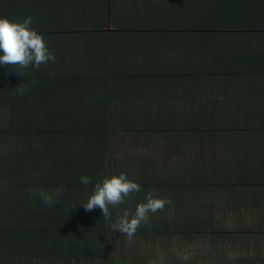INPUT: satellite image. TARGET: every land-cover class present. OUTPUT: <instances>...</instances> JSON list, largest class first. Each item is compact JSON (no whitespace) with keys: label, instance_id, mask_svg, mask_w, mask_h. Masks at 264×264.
<instances>
[{"label":"crops","instance_id":"0c3cea01","mask_svg":"<svg viewBox=\"0 0 264 264\" xmlns=\"http://www.w3.org/2000/svg\"><path fill=\"white\" fill-rule=\"evenodd\" d=\"M5 12H27L56 59L0 64V264H264V0ZM120 173L141 191L111 219L85 210ZM61 185L51 207L34 191ZM148 192L171 204L131 240L112 230Z\"/></svg>","mask_w":264,"mask_h":264},{"label":"clouds","instance_id":"9594fccd","mask_svg":"<svg viewBox=\"0 0 264 264\" xmlns=\"http://www.w3.org/2000/svg\"><path fill=\"white\" fill-rule=\"evenodd\" d=\"M31 24V16L23 22H13L6 17H0V64L17 65L21 74L22 70L29 65L39 67L42 63L55 62L56 59L55 55L49 51L43 36L31 28ZM80 182L88 185L92 183V180L89 176H81ZM34 191L38 192L46 206L51 207L57 203L64 188L61 185L54 192ZM140 191V184L128 179L126 173L106 176L93 186L92 194L81 205L87 211L101 209L104 220H107L112 217L110 209L123 204L126 198ZM144 201L137 204L134 213L125 210L122 215L117 216L111 225L112 230H119L131 240L142 223L148 225L150 212L163 211L167 204H171L170 198H156L152 192L146 193Z\"/></svg>","mask_w":264,"mask_h":264},{"label":"trees","instance_id":"16d2710c","mask_svg":"<svg viewBox=\"0 0 264 264\" xmlns=\"http://www.w3.org/2000/svg\"><path fill=\"white\" fill-rule=\"evenodd\" d=\"M8 13L5 12L6 15L3 13V17H6V18L10 19L13 22H23L27 17L30 16L27 12L23 13V15L25 14L24 16L23 15L22 16H20V15L19 16L18 15H9ZM68 35L69 36H73L74 34H69L68 33ZM75 35H77V34H75Z\"/></svg>","mask_w":264,"mask_h":264}]
</instances>
